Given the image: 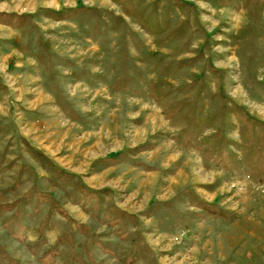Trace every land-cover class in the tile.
<instances>
[{
    "label": "rangeland",
    "instance_id": "obj_1",
    "mask_svg": "<svg viewBox=\"0 0 264 264\" xmlns=\"http://www.w3.org/2000/svg\"><path fill=\"white\" fill-rule=\"evenodd\" d=\"M0 264H264V0H0Z\"/></svg>",
    "mask_w": 264,
    "mask_h": 264
}]
</instances>
